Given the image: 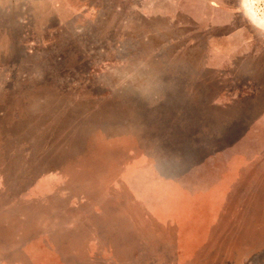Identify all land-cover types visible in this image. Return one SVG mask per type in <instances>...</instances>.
I'll return each mask as SVG.
<instances>
[{"label": "rangeland", "instance_id": "obj_1", "mask_svg": "<svg viewBox=\"0 0 264 264\" xmlns=\"http://www.w3.org/2000/svg\"><path fill=\"white\" fill-rule=\"evenodd\" d=\"M0 264H264V0H0Z\"/></svg>", "mask_w": 264, "mask_h": 264}]
</instances>
